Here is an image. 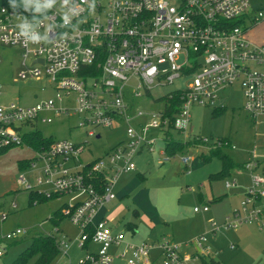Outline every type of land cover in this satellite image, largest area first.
Segmentation results:
<instances>
[{
	"label": "built area",
	"instance_id": "built-area-1",
	"mask_svg": "<svg viewBox=\"0 0 264 264\" xmlns=\"http://www.w3.org/2000/svg\"><path fill=\"white\" fill-rule=\"evenodd\" d=\"M249 10V0H0V46L20 51L18 80L42 82L54 93L33 105L0 104V155L28 149L32 156L25 171L34 175V186L24 175L17 183L47 198L69 197L62 215L78 230L71 244L86 251L79 264H113L117 257L127 264H154L152 251L161 264H202L200 256L210 255L206 236L185 245L166 237L134 244L100 213L116 199L113 188L119 176L135 171L138 153L152 151L156 139L150 132L167 126L164 108L151 123L134 124L148 117L134 101L149 96L151 89L188 81L184 90H177L182 105L174 130L181 133L189 128L191 107L215 108L220 93L235 85L252 122L264 116V45L252 44L244 28V21H263L264 9ZM72 118L96 140L101 138L98 129L123 126L125 140L87 163L81 159L87 142L62 139L37 149L27 144L26 136L41 126ZM192 141L208 150L236 149L228 139L195 136ZM181 162L187 166L190 158ZM258 169L252 152L242 167L250 185L240 206L225 218V230L263 226L264 173ZM237 186L235 180L225 183L228 190ZM208 211V206L193 210ZM7 216L0 215V223ZM1 235L3 244L26 231ZM45 237L59 250L53 264H60V257L68 261L66 240ZM182 246L192 252L185 253ZM117 248L121 251L115 256L112 250Z\"/></svg>",
	"mask_w": 264,
	"mask_h": 264
},
{
	"label": "rangeland",
	"instance_id": "rangeland-1",
	"mask_svg": "<svg viewBox=\"0 0 264 264\" xmlns=\"http://www.w3.org/2000/svg\"><path fill=\"white\" fill-rule=\"evenodd\" d=\"M249 2L250 12L264 9V0ZM0 58V104L15 101L33 105L54 96L50 88L42 82L18 80L17 75L22 69L18 49L0 46ZM187 82L183 78L172 84L155 87L151 89L149 96L135 100L136 109L148 117L134 124L146 125L156 120L164 108L160 99L177 90H184ZM242 101V91L235 85L221 92L216 101V107H226L222 116L213 118V107L193 106L189 111L190 125L186 132L172 129H168V133L165 129L150 132L149 135L156 139L152 151L148 152L146 149L138 154L134 158L135 171L121 174L113 188L116 202L108 207L106 214L112 218L115 231L124 232L126 239L135 244H153L166 237L176 244L185 245L199 236H206L207 246L215 257L211 255L220 264H264V221L262 227L253 224L245 225L239 230L223 228L225 218L232 216L244 196L239 197L242 190L238 188H225V183L232 181L230 177L234 175L235 170L231 171L230 176L217 177L221 172L219 159L214 157L210 163L204 164L199 156L206 153L205 147L194 145L192 142L195 136L207 139H223L230 136L236 151L227 154L235 164L247 160V137L251 134L247 121L251 119L245 113L237 114V106L243 104ZM39 131L45 138H52L53 141L66 139L74 143L87 142L86 151L81 156L85 163L105 156L111 148L125 140L123 126L98 129L96 132L101 138H89L84 130L78 128L76 118L41 126ZM166 133L173 141L189 145L178 151L174 157H164L162 151L165 148ZM31 156L32 153L26 148H13L0 155V215H8L7 220L0 223V234H10L17 229L26 231L25 236L0 244V251H3L0 264H12L19 254L31 247L34 239L46 235L65 239L70 245L67 252L68 261L60 257V264H79L84 260L86 251L78 250L75 243L71 244L77 237L78 230L68 220L61 219L57 225L60 230L58 233L56 227L48 220L67 203L69 197L63 196L42 204L30 205V192L17 183L19 176L24 175L28 183L34 186V175L27 173L25 166L21 168L19 164ZM186 158H190L189 176L181 163V159ZM240 183L245 186L246 179ZM200 185L203 188L199 189ZM39 190L45 192L47 189L40 187ZM200 197L209 206L208 214L193 213L194 208H202L205 205L200 201ZM217 198L222 201L214 203ZM15 205L16 208L13 209ZM129 225L136 226L133 239L127 228ZM182 248L185 253H189L184 246ZM120 251L121 249L117 248L115 254ZM34 260L35 258L27 264H33ZM113 264L127 263L117 257ZM154 264L161 263L158 260Z\"/></svg>",
	"mask_w": 264,
	"mask_h": 264
},
{
	"label": "trees",
	"instance_id": "trees-1",
	"mask_svg": "<svg viewBox=\"0 0 264 264\" xmlns=\"http://www.w3.org/2000/svg\"><path fill=\"white\" fill-rule=\"evenodd\" d=\"M238 23H235L237 25ZM181 92L175 91L170 94H168L166 97L160 99L161 102L164 104V115L166 119L168 120L167 126L165 129L168 133V129L174 130V121L176 118V115L180 111V107L182 105L180 100ZM226 111V108L223 107H215L213 110V118L220 117L224 114ZM161 130V129H160ZM166 133V134H167ZM226 139V138H223ZM165 148L163 150L164 157L171 158L174 157L178 151L183 150L186 146L189 145V143H182L173 141L171 137L167 134L165 137ZM52 138H45L40 131H37L35 133H31L26 136V142L31 146L32 148H46L48 147L51 142ZM195 145L194 141H192ZM192 144V145H193ZM197 145V144H196ZM208 155H201V161L204 163H209L212 158H218L221 163V172L217 175V177H224L228 176L230 171L235 168L236 166L232 163L228 155L223 153L221 150H209ZM7 152V151H6ZM5 153V152H4ZM20 167L26 168L29 164V161H21L19 162ZM243 167V166H242ZM57 195H52L50 198L45 197L42 194L30 192V197L28 199V202L30 205H34V203L42 204L51 200L57 199ZM217 201H220L217 200ZM66 207V205H62L57 212H55L48 220L51 224H53L56 228H58V222L61 219H65L62 215V209ZM128 229H133L134 227L132 225H129L127 227ZM133 231V230H132ZM59 256V250L52 238L47 237H38L34 239L32 245L30 248L26 249L24 252L19 254L16 260L12 264H27L30 260L35 258L33 264H53L54 261ZM200 260L202 264H220L218 261L214 260L212 256H200Z\"/></svg>",
	"mask_w": 264,
	"mask_h": 264
},
{
	"label": "crops",
	"instance_id": "crops-1",
	"mask_svg": "<svg viewBox=\"0 0 264 264\" xmlns=\"http://www.w3.org/2000/svg\"><path fill=\"white\" fill-rule=\"evenodd\" d=\"M244 28L247 30L246 31V36H247L248 40L252 44H254V45H264V20L263 21H260V22H256V23H253L252 20L251 21L250 20H247L245 22V24H244ZM263 72H264V69H263ZM242 106H243V104H240L239 107L237 106V111H238L237 114H239V115L242 114V113H244L243 112V109H242ZM221 107L226 108L224 106H221ZM247 122H248V125H250L249 127H250V130H251L250 137H247L248 138V145H247V148H246V151H247L246 154L248 156L247 160H244L243 163L235 164L234 161H232V159L230 158V156L227 154V152L236 151V149L235 150H229V149H223V150H221L223 153H225L226 155H228V157L230 158V160L232 161V163L236 166L235 168L232 169V170H235V172H233L234 175H232V177H230V178H231V180H235L237 182V184H238L237 188L239 190H242V191H240V195H239L240 198H241V195L242 196L244 195L246 187L250 185V178L248 177L247 173H245V172L242 171V166L247 161H249L248 159H250V156H251L252 152H254L256 154V157H257V161H258V165H259L258 172L259 173H264V116L261 117V118H259L256 123L255 122L253 123L252 120L250 121L249 119H248ZM226 139H228L233 145H235L233 139L230 136L229 137H226ZM143 150H146V149H142L138 154H140ZM205 150H206L205 151L206 153L205 154H201V155H208V152H210V151L208 149H206V147H205ZM148 152H151V151H148ZM162 153H163V151H162ZM201 155L199 156V158H201ZM162 164H164V163H162ZM204 164H206V163H204ZM182 165L184 166V169H185L184 171H185L186 175L189 176L191 174L190 164H188L187 166H185L182 163ZM188 171H189V173H188ZM231 171H230V173H229L228 176H230ZM243 179H246V185L245 186H243L242 183H240V182H242ZM201 188H203L202 185L199 186V189H201ZM219 199H220V201H222L221 198H217V200H219ZM217 200H214V203L220 202V201H217ZM200 201L203 204H205L203 206H208L207 203H205V201H204V199L202 197H200ZM113 202H116V199L114 201H112L111 203H109V204L106 205V207L101 211L100 217H107L108 216V214H106V213H108V211H107L108 210V207H111L113 205ZM208 213H209V211L206 212V213H194V214H208ZM110 220H111V225L113 227L115 224H113L112 218ZM132 226L134 228L133 229H129V231H130L131 237L133 239L134 233L136 231V226H134V225H132ZM243 227H245V225H243V226H241L239 228H243ZM239 228H238V230H239ZM126 240H128V239H126ZM129 241H131V240L129 239ZM131 242L133 243V241H131ZM115 250L116 249H113L112 250V254L113 255H116L115 254ZM187 250L189 252H192V250H190V249H187ZM210 252H211V250H210ZM211 254H213V256L215 257V254L212 253V252L210 253L209 256H212ZM151 259L153 260V262L158 261L157 260L158 259V255L155 254V253L151 254ZM113 263H114V261H113Z\"/></svg>",
	"mask_w": 264,
	"mask_h": 264
}]
</instances>
